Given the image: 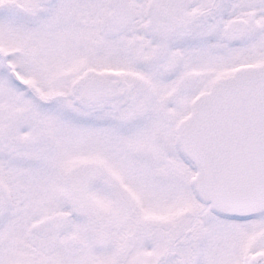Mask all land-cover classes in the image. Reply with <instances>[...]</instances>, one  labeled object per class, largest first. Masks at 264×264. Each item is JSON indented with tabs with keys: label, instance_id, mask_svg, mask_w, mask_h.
<instances>
[{
	"label": "snow or ice",
	"instance_id": "snow-or-ice-1",
	"mask_svg": "<svg viewBox=\"0 0 264 264\" xmlns=\"http://www.w3.org/2000/svg\"><path fill=\"white\" fill-rule=\"evenodd\" d=\"M0 264H264V0H0Z\"/></svg>",
	"mask_w": 264,
	"mask_h": 264
}]
</instances>
